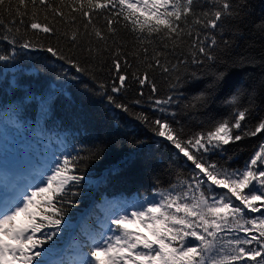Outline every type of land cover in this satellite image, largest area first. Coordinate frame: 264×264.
Masks as SVG:
<instances>
[{
  "label": "snow or ice",
  "instance_id": "6c2138e0",
  "mask_svg": "<svg viewBox=\"0 0 264 264\" xmlns=\"http://www.w3.org/2000/svg\"><path fill=\"white\" fill-rule=\"evenodd\" d=\"M255 15L252 0H0V42L8 46L0 65L20 76L10 87L38 105L41 119L55 118L58 103L75 105V89L103 107L115 133L85 155L65 144L0 207V264H53L87 165L125 143L135 151L109 174L154 149H167L188 174L177 171L142 199L112 202L104 230L78 245L74 261L56 264H264V139L242 167L230 163L243 142L264 136L256 88L234 83L253 62L228 55ZM255 28L264 34V15ZM134 86L137 98L126 102ZM217 101L225 113L214 116ZM137 127L151 135L121 137Z\"/></svg>",
  "mask_w": 264,
  "mask_h": 264
},
{
  "label": "trees",
  "instance_id": "16d2710c",
  "mask_svg": "<svg viewBox=\"0 0 264 264\" xmlns=\"http://www.w3.org/2000/svg\"><path fill=\"white\" fill-rule=\"evenodd\" d=\"M252 3L256 5V15L252 18L254 23L249 24L245 29V38L237 41V45L228 55L231 59L246 58L253 62L251 65L246 64L238 71L234 77V83H241L246 88L255 87L256 103L264 107V85L260 82L261 77H264V34L255 28V23H258L264 15V0H252ZM120 35L125 40L131 39L130 34L123 30ZM7 47L6 43L0 42V49ZM22 66L25 70L29 68L28 64ZM57 70L58 68L52 71ZM98 75L101 79H108L107 73ZM18 78H20L18 73H13L0 65V158L9 160L22 156L46 164L53 154H60L65 144L69 147L83 148L85 151L81 152V155H85L93 145L100 141H107L110 135L115 134L103 107L93 99L82 96L75 89H72L76 100L75 105L65 107L58 103L55 118L41 119L38 105L34 101H27L22 89L14 90L10 87V82ZM22 82L28 81L25 78ZM157 83L160 94H165L168 90L167 84L159 75ZM203 83L204 81L198 82L193 86L192 91L199 90ZM135 98L137 96L134 86L125 94V101L130 102ZM247 102L245 95L241 98V104L246 106ZM134 107L140 110L139 106ZM210 112L214 116H219L225 113V109L217 101ZM259 116H264V111H260ZM184 122L187 123V117L184 118ZM121 123L124 124V121L122 120ZM185 130L187 131L188 128L186 127ZM120 135L127 140L133 136L146 139L151 134L137 127L122 129ZM259 139H264V136L243 142V151L230 162L232 166L242 167L243 161L248 158ZM235 148V145H229L230 150ZM134 151V146L125 143L106 156L102 162H91L87 165L85 181L80 187L81 195L76 198L79 203L69 211L66 217L64 231L60 234L51 256L53 264L60 260L74 261L78 245L88 242L90 235L104 230L107 220L103 217L101 202L105 197H126L134 194L142 197L148 195L154 188L168 187L170 182H174L177 171L184 175L188 174L187 164L183 167L179 162L173 164L168 158L167 149L147 151L139 157L140 164L132 168H124L119 174H109L108 169L116 164L121 156ZM231 154L232 151L229 152V155ZM212 159L219 161L220 157L214 156ZM84 250L87 251V248Z\"/></svg>",
  "mask_w": 264,
  "mask_h": 264
},
{
  "label": "rangeland",
  "instance_id": "374dc122",
  "mask_svg": "<svg viewBox=\"0 0 264 264\" xmlns=\"http://www.w3.org/2000/svg\"><path fill=\"white\" fill-rule=\"evenodd\" d=\"M45 166L46 164L42 161L36 162L29 158H23L22 156L18 157V159L11 158L9 160L5 159L4 157H1L0 203L2 201V205H0V207H2L5 203L10 202L14 198L18 189H21L34 182V177L37 175V171L42 170ZM28 180L30 182H28ZM144 196L141 197L138 194H134L126 197H105L101 202L103 217L105 218V220H107V216L110 214L112 202L123 204L125 202H132L137 198L142 199ZM76 253L77 252H75V254Z\"/></svg>",
  "mask_w": 264,
  "mask_h": 264
},
{
  "label": "bare ground",
  "instance_id": "6f19581e",
  "mask_svg": "<svg viewBox=\"0 0 264 264\" xmlns=\"http://www.w3.org/2000/svg\"><path fill=\"white\" fill-rule=\"evenodd\" d=\"M5 199H6V197H5ZM8 199H9V196H8ZM0 205H2V201H1Z\"/></svg>",
  "mask_w": 264,
  "mask_h": 264
}]
</instances>
